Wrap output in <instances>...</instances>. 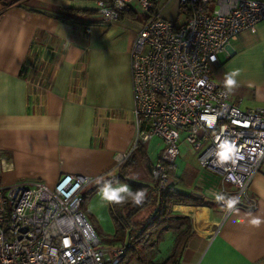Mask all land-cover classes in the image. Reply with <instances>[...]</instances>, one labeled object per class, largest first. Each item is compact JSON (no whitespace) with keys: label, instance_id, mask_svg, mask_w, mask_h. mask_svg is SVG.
<instances>
[{"label":"crops","instance_id":"1","mask_svg":"<svg viewBox=\"0 0 264 264\" xmlns=\"http://www.w3.org/2000/svg\"><path fill=\"white\" fill-rule=\"evenodd\" d=\"M168 4L171 15L163 11ZM180 8L178 0H155L151 11L180 25L187 19ZM71 10L92 13L73 21L65 17ZM143 20L131 10L105 21L96 0H0V187L19 180L51 187L61 174L72 173L91 177L100 188L121 182L116 196L127 191L131 166L120 171L135 136L129 49ZM217 57L219 80L213 79L228 89L229 101L264 108V19L240 31ZM142 143L152 164L162 142L152 137ZM174 165L175 190L218 201L219 175L202 168L186 146ZM118 175L125 179L116 180ZM249 194L254 210L226 215L221 204H169L168 214L185 218L186 240L170 264H264V160ZM149 212L142 210L135 220ZM167 235L169 252L175 233Z\"/></svg>","mask_w":264,"mask_h":264},{"label":"built area","instance_id":"2","mask_svg":"<svg viewBox=\"0 0 264 264\" xmlns=\"http://www.w3.org/2000/svg\"><path fill=\"white\" fill-rule=\"evenodd\" d=\"M154 1L96 0L105 21L131 10L145 17L129 49L135 136L123 160L159 138L151 175L163 188L172 180L165 163L186 146L202 168L219 175L225 215L254 210L249 186L264 160V108L231 103L211 67L240 31L264 19V0H178L187 10L180 25L152 14ZM90 181L63 173L51 187L39 180L0 187V264L118 263L138 232L117 244L101 241L81 208Z\"/></svg>","mask_w":264,"mask_h":264},{"label":"trees","instance_id":"3","mask_svg":"<svg viewBox=\"0 0 264 264\" xmlns=\"http://www.w3.org/2000/svg\"><path fill=\"white\" fill-rule=\"evenodd\" d=\"M15 0H10L13 2ZM155 3V1H154ZM180 12L187 13L183 7ZM66 15V18H71L73 21H79L81 15L92 13L87 10H71ZM152 14H155L152 12ZM79 15V16H75ZM145 18V17H144ZM135 153L142 156H135ZM139 158L150 175V180L127 178L123 175H118L116 180H126L128 184L127 191L116 196L109 203V212L113 219V233L102 237L101 241L108 244H117L122 242L131 232H138L137 236L132 241L131 246L127 249L123 258L116 264H126L127 256H134L139 261L145 264H170L173 263L174 255L178 254L182 245L186 242L185 233V218L178 214H168L167 207L171 203H193L204 204L211 208L220 205L218 201L205 199L200 193L191 192L185 193L177 191L173 188V178L175 176L174 163H165L167 173L171 177V181L166 187L158 188L157 180L151 175V163L145 156V145L138 144L130 156L123 160V167L134 165L135 159ZM83 207L86 193H82ZM150 210L146 217L135 220V216L142 210ZM167 230H173L175 233L173 244L169 248L166 256L159 257V244L163 240L164 233Z\"/></svg>","mask_w":264,"mask_h":264},{"label":"rangeland","instance_id":"4","mask_svg":"<svg viewBox=\"0 0 264 264\" xmlns=\"http://www.w3.org/2000/svg\"><path fill=\"white\" fill-rule=\"evenodd\" d=\"M173 7L168 4V6H165L163 11H165V14L171 15L173 13ZM215 67H211V77L218 79L219 72L214 69ZM160 148V147H159ZM158 149H156V154L152 156H156L158 154ZM195 156H197V153H194ZM135 156H140L138 153H135ZM191 156V155H190ZM194 156V155H193ZM153 160V157H151ZM179 161H176V164H178ZM131 169L128 171L126 170L127 167L121 166V173L127 172L129 177H140L149 180L148 172L144 164L137 159V161L134 163V165H130ZM150 178V177H149ZM119 184V185H118ZM118 184L115 185V187H98L95 186V183L93 181H90L82 188V193H86V198L84 201V209L91 213L93 215V218H91V221L94 222V224L99 226V229L103 232L102 237H106L112 234L114 230V223L113 219L111 217V214L109 212V204L108 201L110 199L111 194L117 193V191L121 190L124 186L121 182H118ZM167 238L163 237V240L159 244V253L157 255L159 257L164 256L168 250V243H170V235H167ZM108 244V243H107ZM165 251H164V250ZM126 261H128L126 264H142L141 261H139L136 257L127 256L125 258Z\"/></svg>","mask_w":264,"mask_h":264},{"label":"snow or ice","instance_id":"5","mask_svg":"<svg viewBox=\"0 0 264 264\" xmlns=\"http://www.w3.org/2000/svg\"><path fill=\"white\" fill-rule=\"evenodd\" d=\"M228 84L229 85L233 84V81L231 79H229L228 80ZM229 151H231L230 148H229ZM223 155H224L225 158H227L228 157V152L223 153ZM110 198L111 199H116V194L115 193L111 194Z\"/></svg>","mask_w":264,"mask_h":264}]
</instances>
